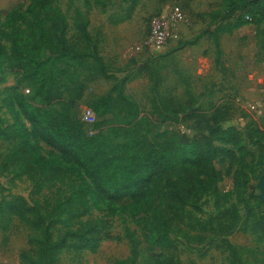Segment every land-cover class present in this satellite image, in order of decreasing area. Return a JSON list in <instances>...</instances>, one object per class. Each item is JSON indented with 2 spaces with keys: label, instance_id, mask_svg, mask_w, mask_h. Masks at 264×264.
Instances as JSON below:
<instances>
[{
  "label": "trees",
  "instance_id": "16d2710c",
  "mask_svg": "<svg viewBox=\"0 0 264 264\" xmlns=\"http://www.w3.org/2000/svg\"><path fill=\"white\" fill-rule=\"evenodd\" d=\"M56 1L34 0L19 16V25L10 17L4 21L0 17V61L14 75L16 84L28 81L34 87L33 97H22L19 104L31 131L15 120L12 111V125L0 128V140L11 144L6 154H0V175L26 177L35 197L30 203L21 196L0 198V226L8 227L17 219L31 230L28 249L20 254L21 263L57 264L65 251L77 258L93 253L109 237L111 218L126 214L139 233L126 228L130 253L115 264H138L142 251H147L148 264H178L172 254L171 235L180 225L189 224L188 209L200 212V200L210 195L215 214L206 222L195 219L196 228L222 236L230 264H242L245 250L233 247L226 239L236 232H249L264 242V214H256L248 204L249 200L258 201L252 191L245 193L248 198L244 200L235 181V202L227 207L233 192L217 190L223 176L215 168L216 161H227L229 168L243 166L245 158L253 156L241 132L233 126L222 127L227 117L223 110L206 117L191 108L183 118L202 126L206 134L192 138L162 134L161 141H150L143 135L139 105L125 94L131 79L112 78L108 92L91 105L96 121L91 127L94 133L87 135L84 124L72 113L86 89L76 75L77 68L87 63L88 57L98 70L97 76H109L100 56L81 54L69 42L68 21ZM103 1L95 0L99 5ZM127 1L132 11L136 0ZM76 14L77 32L90 41L88 21ZM222 19L228 22L226 26L206 29L181 48L206 37L220 54L221 34L249 25L264 26V0L228 1ZM259 49L264 51V29ZM170 106L167 100L166 111L178 116ZM251 134V145L261 147V131L254 129ZM38 137L60 151L62 162L40 155L29 142ZM242 174L240 169L234 176L238 180ZM93 209L103 216L86 219ZM204 240L202 236L200 241Z\"/></svg>",
  "mask_w": 264,
  "mask_h": 264
},
{
  "label": "rangeland",
  "instance_id": "374dc122",
  "mask_svg": "<svg viewBox=\"0 0 264 264\" xmlns=\"http://www.w3.org/2000/svg\"><path fill=\"white\" fill-rule=\"evenodd\" d=\"M34 0H0L1 21L10 17L17 25L19 19L29 9ZM231 0H136L129 10L127 0H104L99 5L95 0H57L56 5L65 13L68 21L67 38L84 55L96 53L104 62L108 78L97 76L98 70L90 58H85L76 75L85 84L83 98L72 110L80 119L81 112L110 89L113 79L130 78L125 94L140 108L143 120V135L150 141H161V135H185L189 138L206 134L202 126L183 118L191 108H197L206 117L220 109L226 113L222 127L238 129L253 156L246 157L244 165L229 168L227 161L215 162L222 179L216 185L220 193H230L226 206L235 202L234 185L247 200L248 191L258 201L249 200L256 214H264V203L259 199V183L264 174V51L259 49L260 32L264 26H244L231 34L219 36L221 53L215 52L214 43L206 37L194 46H181L194 40L204 30H214L216 26L228 24L222 17ZM239 2L240 0H232ZM172 6H180L188 24L180 25L170 35L167 45L154 53L137 51L148 33L150 21L167 12ZM77 12L82 20H87L90 41H84L76 30ZM233 22V21H230ZM47 56L43 54V58ZM34 87L31 82L16 84L3 61H0V128L12 125L11 113L15 120L28 132L31 131L27 116L20 107V100L32 98ZM171 101L166 111V101ZM181 117V120L178 118ZM261 131V147L252 146L251 131ZM40 155L48 160L62 162V154L44 138L29 140ZM11 144L0 140V154H6ZM243 169V174L235 178V172ZM87 181L90 183L91 180ZM235 181V182H234ZM21 196L28 200L32 195L30 181L26 177L13 174L0 175V198ZM188 223L180 225L171 235L174 244L173 256L178 264H230L229 253L222 247L223 237L212 233H202L196 228L195 219L206 222L215 214L212 196L200 200V212L190 208ZM103 214L93 209L86 219L100 218ZM109 237L103 240L93 253H84L77 258L71 251L60 255L57 264H115L117 260L129 256L130 245L125 238L126 228L139 233L134 221L126 214L111 218ZM30 228L13 219L8 227L0 226V264H22L20 254L28 249ZM205 236L204 241L200 238ZM226 240L241 251L242 264H260L264 258V242L249 232H236ZM138 264H148L147 251H142Z\"/></svg>",
  "mask_w": 264,
  "mask_h": 264
},
{
  "label": "built area",
  "instance_id": "2783aa9c",
  "mask_svg": "<svg viewBox=\"0 0 264 264\" xmlns=\"http://www.w3.org/2000/svg\"><path fill=\"white\" fill-rule=\"evenodd\" d=\"M186 24H188V20L180 6H172L167 12L150 21L148 33L141 44L137 46V51L146 50L149 53H154L162 50L177 27ZM80 120L84 124L87 135L91 136L94 133L91 127L96 121L92 111L87 108L83 109Z\"/></svg>",
  "mask_w": 264,
  "mask_h": 264
},
{
  "label": "water",
  "instance_id": "95a60500",
  "mask_svg": "<svg viewBox=\"0 0 264 264\" xmlns=\"http://www.w3.org/2000/svg\"><path fill=\"white\" fill-rule=\"evenodd\" d=\"M259 189H260L259 199L264 203V174L262 175V178L260 180Z\"/></svg>",
  "mask_w": 264,
  "mask_h": 264
}]
</instances>
